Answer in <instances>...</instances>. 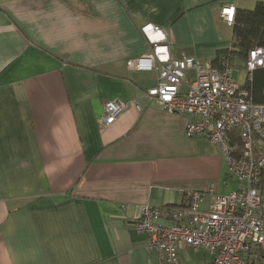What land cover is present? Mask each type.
<instances>
[{
  "label": "crops",
  "instance_id": "1",
  "mask_svg": "<svg viewBox=\"0 0 264 264\" xmlns=\"http://www.w3.org/2000/svg\"><path fill=\"white\" fill-rule=\"evenodd\" d=\"M258 2L0 0V264H164L135 228L142 207L235 190L220 147L186 137L194 119L149 101L157 72L127 62L152 25L173 58L210 64L232 44L222 8ZM113 99L141 110L103 127ZM177 264L214 256L186 247Z\"/></svg>",
  "mask_w": 264,
  "mask_h": 264
},
{
  "label": "built area",
  "instance_id": "2",
  "mask_svg": "<svg viewBox=\"0 0 264 264\" xmlns=\"http://www.w3.org/2000/svg\"><path fill=\"white\" fill-rule=\"evenodd\" d=\"M220 17L232 26L236 8L223 7ZM140 32L149 52L129 60L127 67L157 72L149 101L170 114L191 116L186 137L220 147L227 178L239 188L211 194L208 208L203 207L205 195L199 192L188 193L182 206L145 205L135 228L148 237L147 250L158 253L164 264H177L179 251L186 247L210 253L214 264H247L256 251L264 253V100H253L239 84L240 73L224 58L220 69L185 56L176 59L163 30L146 25ZM244 67L250 82L253 73L264 68V47L252 50ZM189 71L195 72L194 80L187 77ZM132 107L141 110L135 101L106 102L99 124L113 125Z\"/></svg>",
  "mask_w": 264,
  "mask_h": 264
},
{
  "label": "trees",
  "instance_id": "3",
  "mask_svg": "<svg viewBox=\"0 0 264 264\" xmlns=\"http://www.w3.org/2000/svg\"><path fill=\"white\" fill-rule=\"evenodd\" d=\"M232 26L231 48L220 50L217 53L216 58L210 63L215 69L221 68L223 58L229 61L234 69L238 65H244L252 50L264 47V2H258L251 10H236V17ZM245 88L255 102L260 103L264 100V68L253 73L252 81H247ZM255 254L257 258L251 259L247 264L263 263L264 253L256 251Z\"/></svg>",
  "mask_w": 264,
  "mask_h": 264
},
{
  "label": "rangeland",
  "instance_id": "4",
  "mask_svg": "<svg viewBox=\"0 0 264 264\" xmlns=\"http://www.w3.org/2000/svg\"><path fill=\"white\" fill-rule=\"evenodd\" d=\"M236 71H238L240 73V76H239V84L241 86L245 85L246 84V80H247V72H246V69L244 67V65H238L235 67ZM228 179L230 181H232V185L234 186L233 188L234 189H230V190H236L239 188V184L233 180L232 178L228 177ZM229 192H232V191H229ZM228 193V192H227Z\"/></svg>",
  "mask_w": 264,
  "mask_h": 264
}]
</instances>
